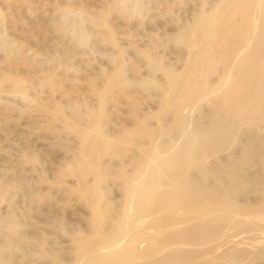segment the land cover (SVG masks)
I'll list each match as a JSON object with an SVG mask.
<instances>
[{
    "label": "rangeland",
    "instance_id": "1",
    "mask_svg": "<svg viewBox=\"0 0 264 264\" xmlns=\"http://www.w3.org/2000/svg\"><path fill=\"white\" fill-rule=\"evenodd\" d=\"M220 2L124 0L125 9H119L114 0H0V264H80L83 256L99 255V251L92 255L90 248L93 251L102 245L105 233L119 223L127 226L126 214L131 215L127 208L133 195L122 187L116 173L122 168L131 176L133 156L145 161L146 144H136L142 139L135 132L141 125L150 133H160L156 139L160 149L169 147L173 152L178 147L179 128L170 122V111L160 106V92L166 85L164 74L166 70L176 75L184 71L191 50L179 36L195 28L194 21L201 11L212 12ZM196 46L193 51L201 49ZM216 66L204 73L197 86L205 85L206 91L218 85L222 66ZM112 72L121 74L126 84L120 86L109 80ZM225 81L228 83L221 91L203 99L200 96L180 112L183 119L192 120L189 123L195 131L206 130L215 108L212 99L234 88L237 78ZM193 104H198L195 109L191 108ZM73 109L77 115H73ZM93 113L102 134L96 133L88 121L86 114ZM261 113V121L233 125L239 132L230 146L227 144L198 166L189 165L188 181L215 188L220 177L229 180V173L236 168L246 185L240 193L230 192L229 196L240 208L249 207L255 212L262 196L258 181L264 178V106ZM186 129L189 134L190 128ZM84 132L89 137L104 138L100 141L110 150L108 154L101 150L95 159L97 169L104 173L99 182L96 172L79 174L87 168L81 160L80 137ZM119 151L124 153L121 160L116 157ZM158 157L151 166L159 162L161 155ZM157 174L167 180L162 171ZM207 179L211 180L207 183ZM172 187L182 190L176 183H167L161 192L172 191ZM183 193L193 196L187 190ZM94 195H99V202L93 211L87 199ZM156 195L154 200L161 193ZM256 213L237 218L230 228L226 227L228 234L216 241L199 248L183 247L198 255L175 263L264 264V221ZM125 238L118 249L133 247L136 254L135 261L125 264H161L160 259L169 252L154 247L158 235L152 230L132 231ZM81 242L88 244L80 257L77 247ZM238 252L242 254L225 260V256Z\"/></svg>",
    "mask_w": 264,
    "mask_h": 264
},
{
    "label": "bare ground",
    "instance_id": "2",
    "mask_svg": "<svg viewBox=\"0 0 264 264\" xmlns=\"http://www.w3.org/2000/svg\"><path fill=\"white\" fill-rule=\"evenodd\" d=\"M114 4L119 7V9L125 7L124 0H114ZM214 10L209 13L201 11L199 16H197L198 18L196 17L197 20L194 21L195 24L197 21V24L194 25L195 28L192 31H188L187 29L186 31L188 32L186 35H183V33L182 36H179L180 34L178 35L180 39L184 40V45L186 44L191 50L190 58L188 63L186 62L187 64H185L186 68L184 71H180L182 73L176 75L170 70H166L164 74L166 77V85L160 92L163 96L162 105L160 104V106H162L161 110L170 111L173 116V121L170 122H174V127L179 128V133L176 138V140H179V144L177 143L178 147H175L174 144L176 149L174 151L172 150L173 152L169 151V147L166 149L164 147L163 149H160L157 144L158 141L156 140L160 133L157 134L158 132L153 133L152 131L150 133L149 130L141 128L142 125L135 130L137 133L136 135L142 137V139L138 142L136 140V144H146L143 151L146 159L144 161V159L140 156L132 157L130 160L133 170L132 174H130L131 176H127L123 173L122 168L116 173V178L120 181L122 187L127 191V193L133 195L131 196L132 201L129 203L127 208L131 211V213L129 212L131 215L126 214L128 216L126 217L129 219V223L124 227L122 226L123 223L121 225V223L117 222L119 224L113 230L109 229L111 230L110 233H105L104 236L102 235V245L98 246L95 244L98 247H95L97 249L93 251L89 247L92 255L95 251H99V255H97L96 252L94 254L95 256H83L84 258L83 260L81 259L82 263L80 264H125L130 263L133 260L135 261L136 254L132 252L134 249L133 247L130 248V250L132 249L131 251L126 248L125 250H119L118 248L123 243V239L129 232H137L146 229L152 230L156 233V235H158L156 245L153 243L155 248L158 247L159 250H169L167 253L164 251L166 253L164 256L162 254L163 252L161 253L163 256L159 261L161 264L168 262H174V264H176L175 262L183 263L184 261H188L190 259L192 260L198 255L196 252L186 250L187 248L184 249L183 247H198L208 242L216 241L227 232L226 227L231 226L230 223L235 222L237 218L257 212L255 216L264 221V178L258 181L262 185V196L258 202L259 204L257 205V208L253 210L255 212L249 210V207H247V209L240 208L229 196L230 192L240 193L242 191L241 188L246 185V183L242 181L243 179H241L238 175L236 168H233L232 170L230 169L231 172L228 175L229 180H222L220 177L221 181H216L220 182V184L215 188H207L193 184L187 179L188 176L186 169L189 165L202 164L206 158L214 155L217 151L223 150L225 146L227 147V144H229V146L231 145L230 141L235 138V133L239 132L237 131L238 129H236L237 127L233 126L234 124L239 122L245 123L250 120L261 121V119H263V113H261V111L264 106V0H222L220 6H217V9L215 11ZM109 34L110 33H107L108 36ZM111 37L110 40H112ZM106 38L108 37L106 36ZM177 39L179 38L177 37ZM196 45L201 46L199 51H193L195 48L194 46ZM117 56L118 55H116V57ZM116 59H118V57ZM217 64L222 66L220 74L221 80L219 78L220 82L218 85L214 84L216 87L210 90L206 88V91L205 85L197 86L198 80L204 76V73L209 70L210 67H215ZM233 77L237 78V83L235 84L236 86L222 91V96L219 95L220 97L218 96L217 99L215 97V101L212 99L215 108L212 109L213 112L208 119L211 122L208 121L209 124L208 127L205 128L206 130L201 131L200 129V132H197V130L195 131L193 128L194 126L189 123L192 120L188 121L187 119H183L185 116L181 117L180 115H182V113L180 114V112H182L184 108L189 107V105L200 96L203 99L205 96H211L218 93L225 85V80L232 79ZM109 80H113L120 86H124L127 81L118 72L110 74ZM227 83L228 82H226V85ZM212 97L214 98V96ZM202 99L198 100L199 103ZM197 105L193 104L191 108L195 109ZM212 107L214 106L212 105ZM158 112L160 113L161 111ZM72 113L73 115H77V112L74 109ZM86 116H88L89 120H87L89 121L92 129L96 131V133L102 134L100 131V123L96 121L97 116L94 113L90 115L86 114ZM156 117L158 118L159 115H156ZM97 123H99V125H97ZM186 128H190V130H188L190 135L186 132ZM147 129H149V127ZM224 129H226V131H224ZM170 131H172V129ZM89 133L91 134L92 132L90 131ZM85 134L86 132H84V135H80L82 143L81 160L86 164L88 169H84L85 171H82L79 174L82 175L87 171H92L93 173L96 172V176L98 178L97 180L99 182V180H102L104 177V173L102 174V169L101 171L98 170L99 168L97 169L99 164H97L98 166L96 165L95 159L101 150H105L108 154L109 147L102 143L104 142V138L100 139L101 141L103 140L101 142L98 139L99 137H89ZM169 134L172 136L171 133ZM159 137L161 136L159 135ZM261 137L263 138V136ZM257 139L258 138L256 137V140ZM169 144L173 143L170 141ZM171 147L174 149L173 146ZM263 153L261 156L264 158ZM159 154L161 155L159 162L155 164L153 163L151 166L150 163L153 160H156L157 158L159 159ZM116 157L121 160L124 158V153H120L119 151ZM142 160L147 162V164H144ZM76 163L79 164L78 162ZM84 163L81 162L80 164ZM72 164H74V162ZM146 166L147 168H145ZM262 166L264 171V162ZM158 170L160 172L162 171V175L164 174V177L167 180H161L162 176H158ZM240 170H242V168ZM212 171L213 170L209 172L215 173ZM211 176L214 178L213 175ZM208 180L210 181L211 179H207L206 182ZM133 183H137L136 188H134ZM167 183H176L182 190L176 191L172 187V191L161 192V187L165 185L167 186ZM173 185L175 184H172V186ZM169 187H166V189H169ZM185 190L189 191V193L191 192L193 196L186 197L183 193ZM128 191H131L132 193ZM157 193H161V195L157 200H154ZM125 195L127 196L128 194ZM97 196L99 198V195ZM97 196L94 195L91 196L90 199H87L88 205L90 208H93V211L97 206V201L99 202ZM126 203L128 204V201ZM98 210L100 211V209H97V211ZM159 212L160 214L162 213V215L158 216V214L155 216V214ZM148 217L151 218L146 220ZM93 221L95 220L93 219ZM147 222H150L148 223V226H143ZM111 228H113V226ZM85 243L88 244V242L78 243L80 244L77 247L79 253L78 256L85 253ZM150 244L151 243H149V245ZM241 254V252H238L234 255L225 256V260L228 261L230 258H235L236 255ZM243 254L245 253L243 252ZM148 255L149 254L146 253V257H148Z\"/></svg>",
    "mask_w": 264,
    "mask_h": 264
}]
</instances>
